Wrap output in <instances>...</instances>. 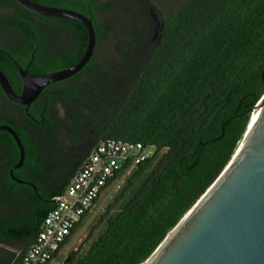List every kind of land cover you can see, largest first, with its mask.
I'll return each instance as SVG.
<instances>
[{
	"label": "trees",
	"instance_id": "trees-1",
	"mask_svg": "<svg viewBox=\"0 0 264 264\" xmlns=\"http://www.w3.org/2000/svg\"><path fill=\"white\" fill-rule=\"evenodd\" d=\"M32 1L80 12L92 19L96 30L93 56L70 77L86 74L85 85L51 83L35 102L43 104L46 114L51 97L66 101L71 134L93 133L79 168L93 147L107 138L154 147L101 215L104 230L85 253L72 251L64 264L76 258V264H141L228 164L264 94V0H182L156 15L162 24L156 38L148 0ZM146 27L155 30L150 33ZM110 40L118 54L126 56L133 48L138 57L130 58L137 60L138 69L126 87H118L114 76H105L123 71L114 59L100 60ZM88 42V29L78 20L37 14L17 0H0V69L17 93L19 66L33 75L69 68L83 57ZM50 89L55 90L53 96ZM82 100L84 109L70 106ZM11 105L21 109V118L9 114ZM0 108V125L16 130L26 161L38 170L40 150L20 123L31 117L25 105L7 97L1 84ZM42 109L31 106L29 112L40 118ZM46 119L45 128L54 132L57 125ZM0 145L19 159L20 150L7 130H0ZM76 172L60 189L39 184L37 191L29 188L34 200L25 219H6L0 237H35L55 206L54 197ZM9 189L8 196L14 197L19 188Z\"/></svg>",
	"mask_w": 264,
	"mask_h": 264
},
{
	"label": "water",
	"instance_id": "water-1",
	"mask_svg": "<svg viewBox=\"0 0 264 264\" xmlns=\"http://www.w3.org/2000/svg\"><path fill=\"white\" fill-rule=\"evenodd\" d=\"M17 1L34 13L75 19L88 29L87 49L75 65L45 75L29 74L20 68L21 93L0 69V84L7 97L29 106L44 87L72 77L90 61L96 30L91 18L75 10L32 0ZM0 130H7L20 150L12 174L24 161V146L11 126L0 125ZM141 264H264V94L228 164Z\"/></svg>",
	"mask_w": 264,
	"mask_h": 264
},
{
	"label": "flooded vegetation",
	"instance_id": "flooded-vegetation-1",
	"mask_svg": "<svg viewBox=\"0 0 264 264\" xmlns=\"http://www.w3.org/2000/svg\"><path fill=\"white\" fill-rule=\"evenodd\" d=\"M152 16L155 20L156 32H158V30L162 27V24L160 23V20L156 15ZM16 65L19 66L17 61ZM20 68H22V66H19V70ZM134 73H125V76H123L122 78L124 80L120 82V80L116 79L115 84L118 87H126L130 85ZM117 74L118 72L114 71L111 73H107L105 76L112 75L116 78L115 75ZM85 77L86 74L82 75V78L79 79L67 78L64 80L67 83L81 87V85H85L84 81H82V79H84ZM17 84L22 91V76L21 81H19ZM44 89H46V87L43 88L40 94L44 91ZM50 94L53 96L55 94V90L50 89ZM38 97L36 98V100L38 99ZM51 98L52 99L49 106V112L45 114L44 112L46 111L42 109L44 107L42 106L43 104L35 105V102H37L35 100L29 106L25 105L26 113L31 118L28 117V119L20 121L26 131L30 133L34 145L40 150L42 160L40 162L41 166L38 170L34 171L31 168V164L28 163L24 157L22 165L20 167L14 168L11 174L10 170L14 167L19 159L14 160L13 156H11L7 152L6 148L3 145H0V217H4L5 219H18L27 210H29L34 200L29 188H33L35 191H37V184L42 185L43 187L51 191L60 189L65 181L78 170L79 163L86 153L87 147L94 141L95 136L92 135L93 133L84 132V134L80 135L71 134L68 126V110L70 109L68 103L57 97ZM31 106H35L36 109H42V111L40 112V118H37L36 115H31V113L29 112V107ZM70 106L76 109H84L85 103L82 100L79 103ZM3 111L4 108H0V113ZM8 111L10 115L18 119L21 118V115H23L21 109L18 106L11 105L9 106ZM60 112L64 114L62 119L58 117V114ZM46 116L50 118L51 122L57 125V128L54 132H50L47 130V128H45V123L47 122ZM24 175H26L28 178H25ZM16 185L19 188L18 193L14 197H9V188ZM1 201H4V205H2L3 203ZM22 209L25 210L23 213Z\"/></svg>",
	"mask_w": 264,
	"mask_h": 264
},
{
	"label": "built area",
	"instance_id": "built-area-1",
	"mask_svg": "<svg viewBox=\"0 0 264 264\" xmlns=\"http://www.w3.org/2000/svg\"><path fill=\"white\" fill-rule=\"evenodd\" d=\"M154 147L141 142L107 138L96 144L70 179L65 190L54 197L55 206L41 222L34 241L18 264H46L71 239L109 181L135 168L153 154ZM122 172V173H121Z\"/></svg>",
	"mask_w": 264,
	"mask_h": 264
},
{
	"label": "rangeland",
	"instance_id": "rangeland-1",
	"mask_svg": "<svg viewBox=\"0 0 264 264\" xmlns=\"http://www.w3.org/2000/svg\"><path fill=\"white\" fill-rule=\"evenodd\" d=\"M148 2L150 3L152 7L151 14L159 15V14H164L169 9L179 6L182 3V0H148ZM146 29L151 31L150 33H153L155 30V28L149 29L148 27H146ZM156 35H157V32L155 30L154 38H156ZM132 50L133 48L131 50H128L129 54L126 56L118 54L114 48V43L112 40H110L109 43H106L104 46V53L101 56L100 60H104L105 58H108V59H114L115 61L119 62V65L122 63L123 71H120V72L117 71L118 74L115 75L116 76L115 79L120 80V82L124 80L122 78L123 76H125L124 75L125 73L130 74L136 69H138L136 66L137 60L130 59V58H138L135 55V52H133ZM82 81L85 82L86 78L82 79ZM63 115L64 114L60 112L58 114V117L62 119ZM134 170L135 168H133L130 171L124 172L112 186H110L107 190L104 191V193L101 195L100 199L98 200L93 210L89 213L86 219L82 222V224L76 230L74 236L61 249L59 256L54 260L53 264H64L65 260L69 257L72 251L78 250V254L80 255V254L85 253L88 250L91 243L98 237V235L105 228L106 222L104 220L100 221L101 215L105 212L108 204L113 200L114 196L119 192L120 187L124 185L126 180L132 175ZM1 202L3 203L2 205H4V201H1ZM119 208L120 206L115 208L114 212L118 211ZM24 211L25 210L22 209V213ZM96 224H98V227L94 228ZM90 234L91 236L89 237ZM76 263H77V258L73 264H76Z\"/></svg>",
	"mask_w": 264,
	"mask_h": 264
},
{
	"label": "crops",
	"instance_id": "crops-1",
	"mask_svg": "<svg viewBox=\"0 0 264 264\" xmlns=\"http://www.w3.org/2000/svg\"><path fill=\"white\" fill-rule=\"evenodd\" d=\"M26 213L27 211L18 219L21 221L22 219H25L24 217ZM12 219H16V218H12ZM5 221L6 219L4 217H0V229ZM33 241H34V237H32L31 235L19 237V238H9L6 236H1L0 264H18L20 262V258H19L20 254L25 252ZM59 254L60 252L57 254L56 257H54L51 261H49L48 264H53L54 260L59 256Z\"/></svg>",
	"mask_w": 264,
	"mask_h": 264
}]
</instances>
